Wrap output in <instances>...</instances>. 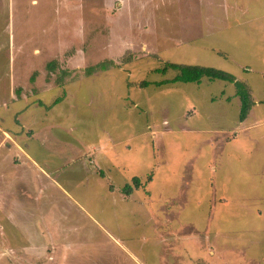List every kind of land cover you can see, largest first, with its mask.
<instances>
[{"label":"rangeland","instance_id":"obj_1","mask_svg":"<svg viewBox=\"0 0 264 264\" xmlns=\"http://www.w3.org/2000/svg\"><path fill=\"white\" fill-rule=\"evenodd\" d=\"M1 185L0 264H264V0H0Z\"/></svg>","mask_w":264,"mask_h":264},{"label":"trees","instance_id":"obj_2","mask_svg":"<svg viewBox=\"0 0 264 264\" xmlns=\"http://www.w3.org/2000/svg\"><path fill=\"white\" fill-rule=\"evenodd\" d=\"M115 64L112 61H104L100 62L96 65L89 66L85 69V75L89 76L96 71H106ZM46 70L49 72H53L56 69V62L51 61L46 64ZM173 71L175 74L171 79H164L159 82H155L156 86H163L166 84H174V83H195L199 84L203 79L207 81H222L226 83H230L235 88V95L239 99V112H238V121H245L248 116L252 106L254 103L252 102L250 92L247 86L237 80L232 74L216 69L213 67L199 66V65H187V64H176V63H165L161 68L156 69L155 72L159 74L165 75L168 71ZM68 75L66 71H60V77L57 78L56 83L59 85L62 82L63 76ZM34 77L31 78L33 80ZM142 87L148 86V82H142L140 84ZM61 98H57L54 101V104L60 102ZM132 183H126L122 188V192L125 195H130L133 189H138L140 187V178L133 177L131 179Z\"/></svg>","mask_w":264,"mask_h":264},{"label":"crops","instance_id":"obj_3","mask_svg":"<svg viewBox=\"0 0 264 264\" xmlns=\"http://www.w3.org/2000/svg\"><path fill=\"white\" fill-rule=\"evenodd\" d=\"M21 152H22V155H21L22 156L21 157L22 160H23V157H24L28 162H30L31 160L28 157L26 150L22 149ZM37 172H39V171H36V173ZM38 176H40V175H38ZM0 187L4 191V195H5V196L4 195H2V196L0 195V199L4 200L2 207H4V205L6 204L5 206H6L7 210H8V212L4 213V210L2 212V209H0V214L3 215L6 224H8L9 226L10 225L11 226H15V224H17L18 215L22 216V212H20V211H22V209H21V207H18V203L15 200V196H16L14 194L15 193V189H12V191H10V190H8V188L6 186L2 187V185H1ZM6 196H9L10 198L9 199L7 198V200H5ZM149 198H151V196ZM7 215H9L8 216L9 218L7 217ZM10 216H13V220L10 219ZM11 226H10V228H11Z\"/></svg>","mask_w":264,"mask_h":264}]
</instances>
